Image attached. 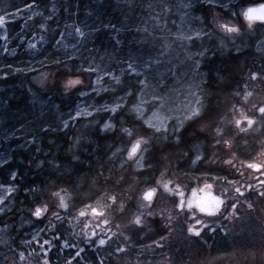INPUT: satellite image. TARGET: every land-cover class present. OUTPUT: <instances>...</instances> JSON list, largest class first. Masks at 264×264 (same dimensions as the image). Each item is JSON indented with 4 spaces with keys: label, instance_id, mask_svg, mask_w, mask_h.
I'll use <instances>...</instances> for the list:
<instances>
[{
    "label": "rangeland",
    "instance_id": "374dc122",
    "mask_svg": "<svg viewBox=\"0 0 264 264\" xmlns=\"http://www.w3.org/2000/svg\"><path fill=\"white\" fill-rule=\"evenodd\" d=\"M205 1L220 5L224 12L221 19L217 15L218 21L215 22L213 29L208 20L206 22L200 14L188 17L187 8L190 6V0H157L149 21L137 28V31L141 32L138 37L139 42L148 40L149 37L145 34L155 39L154 46H151L152 52L147 55L143 53L133 55L134 60L131 62L121 60L119 71L110 74L108 80H104L105 74L95 71L92 78L89 79L88 76L86 86L77 91L80 96L70 110L61 108L54 96L45 95V89L41 88L49 78L51 70L36 78L32 84L28 82L27 75L52 58L51 53L46 52L43 55L40 51L45 42L50 38H55V33L62 36L66 47H70L72 45L70 38L80 34L83 29L74 22H64V25L61 26L59 19H55L53 4L49 6V11L38 10L32 5L8 10L7 4H0V17L4 18V23L0 24V215L6 213L15 203V194L18 189L15 179L16 172L9 164L23 161L14 157L16 152L18 156L21 152L32 158L37 157L39 153L47 155L45 164H41L47 173L54 170L56 173L70 174L68 169L75 165L68 167L64 163L68 160L78 164L83 162L85 156L81 153L86 151L83 146L84 138H75L72 143L59 150V146L63 145L60 141L52 151L42 144V132L45 130L51 129L53 133L64 132L75 126L91 130L96 125H100L102 132H113L116 128L114 115L118 111L126 109V113L141 120L151 132L156 134L155 143L160 147L164 146L166 139H169L170 136L174 137L181 129H185L190 121L201 118L211 96L218 92L223 100L217 102L216 107L218 103L222 102L224 106L221 105L219 109L207 108L208 117L201 118L191 130L186 129L187 142L185 145L194 140V143H190L189 147L203 146L204 144H197L196 141L204 138V135L208 139H212L214 134L221 132L222 119L227 117L234 100L230 98L231 94L228 93V89L227 91L222 90L224 87H228L227 83L221 84V90L217 92L213 91L211 86H207L209 70L206 69V66H209V60L215 56H218L219 59H228L231 52L240 53L245 49L252 50L255 58L260 59L261 55L264 56V24L251 22V26H249V21L243 15L249 6L257 4L243 0ZM194 19L199 20L196 26L193 23ZM18 21L21 25L20 28L15 26ZM222 25H228L230 28L235 27L239 31L229 32ZM61 28L63 29L59 32L58 29ZM238 57L235 63L237 69L239 71L246 70V56L239 55ZM126 75H128V82L134 83L135 88L130 85L126 92L100 100L97 105L92 104L95 97L111 89V85L114 83L121 82ZM244 81L243 87L246 91L247 86L251 83ZM133 89L136 91L134 92ZM89 95L93 97L90 98ZM254 101H258V106L264 102L260 96L254 97ZM235 105H237L236 102ZM240 117L242 116L237 115V118ZM81 118L87 120L76 124L77 120ZM244 124L246 125V123ZM105 125H109V127H105ZM124 133H126V138L122 137L113 152V157L117 159L115 164L129 167L135 173L137 172L135 168L137 170L144 169L145 172L140 175L139 182L147 181L151 168L148 167L150 163L145 160L147 159L146 153L150 148V138L139 137L137 140H140V146L143 148L140 147L129 158L128 151L135 137L131 139V135L127 132ZM48 140L51 141L50 138ZM176 141L170 147L168 146L172 152H167L168 149L166 151L164 149L158 154L160 160L156 164L160 175L154 177V184L149 185L148 182L144 185L145 191L155 186L164 187L165 184L168 187L164 173L183 172L180 167V156L183 158L187 149L183 148L178 140ZM213 143L216 142L211 141L209 144L207 142L208 146H214ZM65 148L70 153L69 159H61L63 164L55 163L57 152L66 154L63 151ZM178 151H181V154L177 153ZM188 155L189 150L187 157ZM197 156L199 155L195 157ZM73 157H78V159H73ZM37 159L32 162L36 166ZM38 170L40 171V169ZM41 175H44V171ZM70 178L73 186L68 179H64L65 183L59 184L49 179L43 194L47 195L48 203H53L54 207L51 211L46 207V213L43 212L39 217L32 214L34 218H46L43 227L49 226L48 229L51 227L57 229V226H61L60 223L56 221L55 223L54 219L49 217L55 211L56 197L63 198V204L67 207L61 206V199L58 205L65 208L66 213L70 211L72 214H76L77 210H82L80 207H82L83 201L78 200L74 204L72 197L81 194L84 197H89L93 192L104 193L103 195L109 197L111 192L108 191H115L111 186L100 184L91 174L80 176L74 174ZM100 185L106 188L101 189ZM60 189H72L75 192H61ZM117 203L119 202L115 204ZM94 204L95 202H91V206ZM23 224L37 225H33L32 219L28 217L23 218ZM245 230L249 236L251 229L245 228ZM34 232L30 236L51 238L50 235L40 233V229H36ZM64 236L70 237V234L66 232ZM52 237L54 239L51 238V241L55 243V238L62 236L55 230V236ZM23 244L24 242L20 245V252L24 250ZM20 252L12 255L0 252V264H21Z\"/></svg>",
    "mask_w": 264,
    "mask_h": 264
},
{
    "label": "flooded vegetation",
    "instance_id": "af4514ba",
    "mask_svg": "<svg viewBox=\"0 0 264 264\" xmlns=\"http://www.w3.org/2000/svg\"><path fill=\"white\" fill-rule=\"evenodd\" d=\"M253 78L256 82L247 86L242 102L235 105L233 101L227 117L222 119L221 132L214 134L212 139L204 135L196 141L203 146L185 145L186 133H180L181 129L174 137L166 139L164 146L158 147L156 134L145 125L150 131L148 136L136 134L133 142L139 137L150 138L145 160L151 168L147 181L142 180L141 186L130 188L132 190H116L132 193L124 198L123 195L115 199L103 195L93 201L80 196L82 210H77L76 214L66 213L65 208L58 205L60 196L56 197L55 211L49 217L71 228L72 234L56 237L55 243L50 242L54 237H6L5 240L24 242V250L19 251L21 264H264V195H261L264 193V167H248L250 164L264 166V113L259 111L264 102L258 106V101H254L257 96L264 101V75L260 82L257 76ZM206 111L207 108L203 113ZM237 115L242 117L237 118ZM138 128L141 127H135ZM176 140L187 149L186 155L180 156L183 172L164 173L168 187L155 186L156 193L149 202L144 199L147 190L143 187L148 182L149 185L155 183L154 177L160 175L156 164L160 160L158 154L164 149L172 152L168 146ZM206 141L216 143L208 146ZM135 171L141 172L140 175L145 172L136 168ZM205 197H219L223 201L215 214L201 212L197 206ZM72 198L75 204V196ZM91 202L95 204L91 206ZM11 210L12 207L2 215ZM137 215L142 225L134 223ZM190 228L193 231H189ZM245 228L251 229L249 236ZM196 231L200 233L198 236ZM161 236L166 239L161 241ZM52 248L55 252L51 258Z\"/></svg>",
    "mask_w": 264,
    "mask_h": 264
},
{
    "label": "trees",
    "instance_id": "16d2710c",
    "mask_svg": "<svg viewBox=\"0 0 264 264\" xmlns=\"http://www.w3.org/2000/svg\"><path fill=\"white\" fill-rule=\"evenodd\" d=\"M243 1L253 4L264 2V0ZM155 2H157V0H0L1 5L4 3L8 5V10H15L18 7L32 5L38 10L49 11V6L53 4L55 6V19H59V24L61 26L64 25V22H74L83 29L80 34H76L70 38L72 42L70 43L72 44L70 47H66L62 36L55 33V38H50L45 42L40 51L43 55L46 52L51 53L52 58L27 75L28 82L32 84L36 78L51 70L49 78L41 88L45 89V91L43 90L45 95H53L64 110L73 108L76 100L80 96L77 94V91L86 86L88 76L90 79L96 72H101L105 74L104 80H108L110 74L119 71L121 60L131 62L134 60L133 55H138L139 53L147 55L152 52L151 50L154 46L155 39L145 34L149 37L148 40L145 42L144 40H140L139 42L138 37L141 32L139 30L137 31V28L142 27L149 21L154 11ZM222 10L220 5H215L205 0H190L187 14L189 18L191 15H202L205 21L207 22L208 20L212 25L213 29L215 28V22L218 21L217 15L219 19L222 18V14L224 13ZM198 22L199 20L197 19L193 20L195 26ZM15 26L16 28H20L21 25L19 21L15 23ZM62 29L63 28L58 29V31L60 32ZM239 55H245L247 58L245 59L247 62L245 67L246 70L239 71L236 67L237 65H235ZM227 58L228 59H219L218 56H215L209 60L210 64L206 66V69L209 70L207 86H211L213 91L217 92L221 90V84L225 85L227 83L228 87H224L222 90L227 91L228 89V93L231 94L230 98L236 103H240L243 100L242 94H244L245 89L243 87L244 80H246L247 83L250 82L253 84L256 82L252 81V79H254L253 77L257 76V81L260 82V77L264 75L262 72V68L264 67V56L261 55L260 59H256L252 50L245 49L240 53L231 52ZM14 59H16V57H14ZM81 62L83 63L82 65ZM248 78H250L251 81ZM73 80L78 81V83H69V81ZM128 81V75H126L121 82L114 83L111 85V89L95 97L93 99L94 103L90 102L97 105L99 104L97 102L100 100L126 92L130 85H133L135 88V84L129 83ZM133 90L134 92L136 91V89ZM89 97L91 98L93 96L89 95ZM222 100L223 99L217 92L214 96H211L206 108L219 109L221 105L222 107L224 106V103H218L217 107L216 104ZM125 110L126 109H122L114 115L116 128L114 127L115 129L113 132H102L100 125H96V127L91 130L88 128L86 129V127L81 128L75 126L64 132L53 133L51 129L42 132L43 146L48 147V149L52 151L53 147L55 146L56 148V145H58L60 141H62L63 145L59 146V150L68 146L75 138H84L85 142L83 146L86 148V151L85 153H81L85 156L83 162L78 164L77 162L68 160L64 163V165L68 167L73 164L75 165L68 169V171L71 172L70 174H66L65 172L56 173L54 170L51 173L45 172L41 164H45L47 155L39 153L37 157L32 158L21 152H19V156L17 152L14 154V157L23 161L17 164H9L16 172L15 179L18 189L15 194V203L12 205V210L8 212V214L0 215L1 253L20 251L21 242L18 239L12 241L5 240L6 237L30 236L32 233H35L34 231L36 229H40V233L50 235L51 237L55 236V230L59 232L61 236H64L66 232L67 234H72L71 228L67 227L65 224L57 226L58 230L53 229L54 227L48 229L49 226L43 227L46 218L38 219L32 217V214H34L38 207L44 208L46 206L49 208V211L54 207L53 203H48L47 195L43 194L47 183L50 181L49 179H52V181L54 180V183L56 182L57 184L62 183L64 179H68L70 180L71 186H73L70 178L72 175L77 174L80 176L91 174L100 184H106L115 190L110 194L113 197L122 195L128 197L132 193H119L116 192V190L141 186L142 182H139L141 172L135 173L131 171L129 167L115 164L117 159L113 157V152L117 144L121 141L122 137L126 138V133H124L125 131H123V129L130 130L131 139H133V137L136 138V134L148 136V133H150L149 129L144 127L145 124L141 120L134 118L132 115L126 113ZM206 117H208L207 113H203L201 116V118ZM201 118L190 121L180 133L184 134L187 132L186 129L191 130ZM86 120L87 119L81 118L77 120L76 124H81V122ZM137 126L141 128L135 129ZM49 138L51 141L48 140ZM189 144L186 145L189 147ZM63 151H65L66 154L57 152L54 159L55 163L63 164L61 159H69L70 153H68L67 148ZM36 159V164L38 163L37 166L32 163ZM38 169H40V171ZM42 171H44V175H41ZM102 185H100L101 189L106 188ZM103 194L104 193L93 192L90 193L89 198L95 201ZM80 196H83V194L75 196L76 201H78V197ZM23 215L29 219L31 218L33 225H37L32 226L30 224H23ZM53 221L55 222V220ZM31 230L34 231L30 232ZM50 242L52 243V241ZM54 252L55 248L50 249L51 258Z\"/></svg>",
    "mask_w": 264,
    "mask_h": 264
},
{
    "label": "snow or ice",
    "instance_id": "6c2138e0",
    "mask_svg": "<svg viewBox=\"0 0 264 264\" xmlns=\"http://www.w3.org/2000/svg\"><path fill=\"white\" fill-rule=\"evenodd\" d=\"M243 15L246 17V19L249 21V26H251V22L253 21H261L264 22V4L259 5L258 7H250L248 8ZM4 23V18L0 17V24ZM222 27L229 31V32H238L239 29L235 28V27H228V25H222ZM69 83H78V81H69ZM259 111L261 113H264V107H261L259 109ZM239 123V121L237 122ZM252 121H249V124H251ZM105 127H109V125H105ZM123 131L127 132L129 135H131L130 130L128 129H123ZM177 139H179V137H177ZM140 148V140H137L135 143H133L131 150L128 153L129 158H131L136 152L137 150ZM199 158V157H198ZM73 159H78V157H73ZM248 167L250 168H255V169H260L261 167H264L260 164H250L248 165ZM165 188H167V185H164ZM210 187V186H209ZM237 191H239V189H237ZM156 193V189L151 188L149 190H147L144 193V199L151 202L153 196ZM58 195V194H57ZM261 195H264V193H261ZM111 199H115L114 197H111ZM221 204H223V201L219 198V197H205L204 199L200 200L197 204V206L199 207L201 212H208L210 215L215 214ZM61 206L62 207H67V205L63 204V198H61ZM179 207H183V201L181 202V204L179 205ZM189 208L192 207V204L189 203L188 205ZM233 208H235V205H232ZM46 210V206L44 208H36L34 215L39 217L42 215V213ZM93 212H96V209H93ZM83 215V213H81ZM151 214V213H150ZM134 223L136 225H142V219L139 215L135 216L134 218ZM197 223H200V221H197ZM189 231H193V229H189ZM195 234L198 236L200 233L199 231H196ZM166 238L164 236L160 237V240L163 241ZM101 244L104 243L103 240L100 241ZM154 243H157L158 246H162L159 244L158 241H155Z\"/></svg>",
    "mask_w": 264,
    "mask_h": 264
},
{
    "label": "water",
    "instance_id": "95a60500",
    "mask_svg": "<svg viewBox=\"0 0 264 264\" xmlns=\"http://www.w3.org/2000/svg\"><path fill=\"white\" fill-rule=\"evenodd\" d=\"M262 4H264V3H260V4H257V5H252V6H249L248 8H250V7H258L259 5H262ZM248 8H247V9H248ZM247 9H246V10H247ZM245 18H246V17H245ZM73 81H75V80H73Z\"/></svg>",
    "mask_w": 264,
    "mask_h": 264
}]
</instances>
